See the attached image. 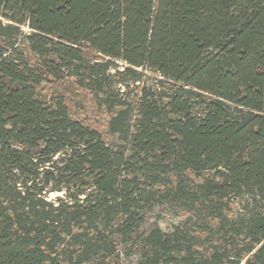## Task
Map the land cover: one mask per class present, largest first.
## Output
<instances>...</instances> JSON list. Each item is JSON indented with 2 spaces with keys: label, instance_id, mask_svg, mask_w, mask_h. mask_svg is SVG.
I'll list each match as a JSON object with an SVG mask.
<instances>
[{
  "label": "trees",
  "instance_id": "16d2710c",
  "mask_svg": "<svg viewBox=\"0 0 264 264\" xmlns=\"http://www.w3.org/2000/svg\"><path fill=\"white\" fill-rule=\"evenodd\" d=\"M115 238L264 264V0H0V264H125Z\"/></svg>",
  "mask_w": 264,
  "mask_h": 264
},
{
  "label": "rangeland",
  "instance_id": "374dc122",
  "mask_svg": "<svg viewBox=\"0 0 264 264\" xmlns=\"http://www.w3.org/2000/svg\"><path fill=\"white\" fill-rule=\"evenodd\" d=\"M153 77V76H152ZM102 121H107V117L104 115L102 117ZM62 194H54L50 196V199H55L58 196H61ZM242 209L237 208L235 211V218L236 220L241 219L242 216ZM193 215L184 216L183 213L180 211L171 208V207H160L157 206L154 210V212L150 213L147 218V223L143 226V230H149L154 227H160V229L164 233H170L172 232L176 226L181 225L185 221L191 220L195 221L193 219ZM114 244H116V255L120 256V259L125 264H137L140 256L137 252H131L128 254L127 249L121 245L117 238L114 240Z\"/></svg>",
  "mask_w": 264,
  "mask_h": 264
}]
</instances>
